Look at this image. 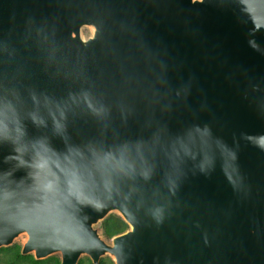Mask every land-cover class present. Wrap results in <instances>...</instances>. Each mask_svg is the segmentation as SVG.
<instances>
[{
	"label": "water",
	"instance_id": "water-1",
	"mask_svg": "<svg viewBox=\"0 0 264 264\" xmlns=\"http://www.w3.org/2000/svg\"><path fill=\"white\" fill-rule=\"evenodd\" d=\"M21 235L60 264H264V0H0V248Z\"/></svg>",
	"mask_w": 264,
	"mask_h": 264
},
{
	"label": "rangeland",
	"instance_id": "rangeland-1",
	"mask_svg": "<svg viewBox=\"0 0 264 264\" xmlns=\"http://www.w3.org/2000/svg\"><path fill=\"white\" fill-rule=\"evenodd\" d=\"M89 33H90L89 29H84L83 31L84 36L88 35ZM119 219L122 222H124L117 212H111L95 227L98 228L100 235H102L104 239L109 241L111 238H106L102 234V230L100 227L101 223L104 220H106L108 221V223L119 224L120 223ZM24 241H25V236L21 235L15 239V241L11 246L0 248V264H60V257L58 254L50 255L41 260H35L33 254L21 255L20 250ZM77 264H93V263L88 256L82 255L78 259ZM98 264H114L113 258L110 257L109 255H105L100 258Z\"/></svg>",
	"mask_w": 264,
	"mask_h": 264
},
{
	"label": "trees",
	"instance_id": "trees-1",
	"mask_svg": "<svg viewBox=\"0 0 264 264\" xmlns=\"http://www.w3.org/2000/svg\"><path fill=\"white\" fill-rule=\"evenodd\" d=\"M119 222H120L119 224H115V223H108V221L104 220L100 226L102 230V234L106 238H112L113 236L118 235L124 232L125 230H127L128 228L127 224L122 222L120 219Z\"/></svg>",
	"mask_w": 264,
	"mask_h": 264
},
{
	"label": "clouds",
	"instance_id": "clouds-1",
	"mask_svg": "<svg viewBox=\"0 0 264 264\" xmlns=\"http://www.w3.org/2000/svg\"><path fill=\"white\" fill-rule=\"evenodd\" d=\"M159 212H160V210H159V209H157V210H156V214L158 215V214H159Z\"/></svg>",
	"mask_w": 264,
	"mask_h": 264
}]
</instances>
